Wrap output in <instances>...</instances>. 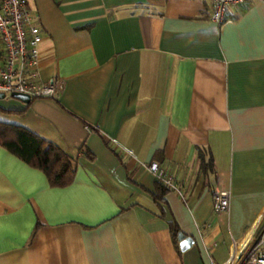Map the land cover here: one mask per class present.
I'll return each mask as SVG.
<instances>
[{"label":"crops","instance_id":"0c3cea01","mask_svg":"<svg viewBox=\"0 0 264 264\" xmlns=\"http://www.w3.org/2000/svg\"><path fill=\"white\" fill-rule=\"evenodd\" d=\"M27 2L41 26L38 78L61 90L26 108L0 98V121L76 169L52 187L0 146V264H234L264 224V0L229 6L220 23L208 0ZM157 160L181 194L154 199ZM218 189L228 207L215 214ZM170 222L189 247L177 234L175 246Z\"/></svg>","mask_w":264,"mask_h":264},{"label":"built area","instance_id":"2783aa9c","mask_svg":"<svg viewBox=\"0 0 264 264\" xmlns=\"http://www.w3.org/2000/svg\"><path fill=\"white\" fill-rule=\"evenodd\" d=\"M210 17L220 23L231 5H241L250 0H208ZM42 40L41 26L37 14L29 7L27 0H0V92L10 96L11 92L27 94L30 98L57 99L61 90L58 79H39L37 68L40 59L38 45ZM112 145L118 146L115 139ZM122 152L132 155L128 148L120 147ZM147 168L169 188L177 189L168 170L155 161ZM228 193L215 190L212 194V210L220 214L227 210ZM234 264H264V250L259 243H251L237 258Z\"/></svg>","mask_w":264,"mask_h":264},{"label":"trees","instance_id":"16d2710c","mask_svg":"<svg viewBox=\"0 0 264 264\" xmlns=\"http://www.w3.org/2000/svg\"><path fill=\"white\" fill-rule=\"evenodd\" d=\"M28 105L29 102L26 103L25 108ZM25 108L15 112L22 113ZM2 110L8 111L5 109ZM104 143L109 146L108 141H104ZM0 146L24 161L29 166L41 170L44 173L48 184L52 187H63L68 185L73 180L76 169L75 158L68 155L54 143L43 139L23 126L0 121ZM82 152H84L88 159H93L92 153L86 148H82ZM205 154H207L206 159L203 156L204 151L197 148L199 167L202 170L211 168V155L209 152H206ZM155 162L159 164L158 160ZM154 180V199L160 201L163 194L168 191L169 188L159 178L154 177ZM263 226L264 224L256 232L253 243L258 242ZM169 231L172 235L174 244L177 247L176 234L178 230L176 225L170 222Z\"/></svg>","mask_w":264,"mask_h":264},{"label":"water","instance_id":"95a60500","mask_svg":"<svg viewBox=\"0 0 264 264\" xmlns=\"http://www.w3.org/2000/svg\"><path fill=\"white\" fill-rule=\"evenodd\" d=\"M10 96L16 98L24 103L29 102L30 97L25 93L11 92ZM4 93L0 92V98H4ZM177 238L179 240L178 246L180 250H184L193 243V238L191 236H185L183 233L178 232Z\"/></svg>","mask_w":264,"mask_h":264}]
</instances>
